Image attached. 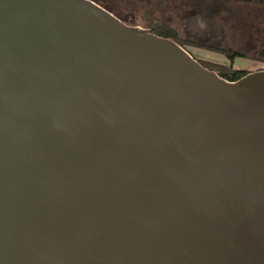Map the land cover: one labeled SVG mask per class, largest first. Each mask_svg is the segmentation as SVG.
Segmentation results:
<instances>
[{
	"label": "water",
	"instance_id": "95a60500",
	"mask_svg": "<svg viewBox=\"0 0 264 264\" xmlns=\"http://www.w3.org/2000/svg\"><path fill=\"white\" fill-rule=\"evenodd\" d=\"M0 264H264V69L0 0Z\"/></svg>",
	"mask_w": 264,
	"mask_h": 264
},
{
	"label": "flooded vegetation",
	"instance_id": "af4514ba",
	"mask_svg": "<svg viewBox=\"0 0 264 264\" xmlns=\"http://www.w3.org/2000/svg\"><path fill=\"white\" fill-rule=\"evenodd\" d=\"M113 3L127 8L133 20L136 9L140 11L143 26L137 22L132 26L150 25L152 33L170 35L204 67L219 66L223 71L226 68L247 73L250 71L233 67L236 58L261 60L264 55V0H113ZM114 15L127 24L122 16ZM198 53L213 57L196 56Z\"/></svg>",
	"mask_w": 264,
	"mask_h": 264
},
{
	"label": "rangeland",
	"instance_id": "374dc122",
	"mask_svg": "<svg viewBox=\"0 0 264 264\" xmlns=\"http://www.w3.org/2000/svg\"><path fill=\"white\" fill-rule=\"evenodd\" d=\"M100 4H102L107 9H110L113 13H116L117 15L122 16V19H125V22L128 25H135L136 22L140 23L141 26H143V22L140 19L141 12L136 9L135 16L136 18L133 20L131 19V13L127 8H123V6L116 5L113 3V0H96ZM123 21V20H122ZM196 56H200L203 58H212L213 56L198 53ZM264 66V55L262 56L261 60L259 58H250L246 57L244 59L242 58H236L234 61L233 67L238 69H245L247 71H255L260 70Z\"/></svg>",
	"mask_w": 264,
	"mask_h": 264
},
{
	"label": "trees",
	"instance_id": "16d2710c",
	"mask_svg": "<svg viewBox=\"0 0 264 264\" xmlns=\"http://www.w3.org/2000/svg\"><path fill=\"white\" fill-rule=\"evenodd\" d=\"M93 1L98 3L99 5H101L102 7H104L98 1H96V0H93ZM104 8L107 9L106 7H104ZM107 10L110 11L111 13H113L110 9H107ZM113 14H115V13H113ZM157 35L162 36V37L172 38L170 35H167V34L158 33ZM218 67L219 66H216V67L215 66H208L207 68L210 69V70H215V72L217 74H219L221 77H223V78H225L227 80H230V81L236 80V79L240 78L241 76H243L244 74H246V72L240 73V72H237V71H234V70H229V69H226V68H224V71H223V67H220V68H218ZM263 69H264V67H263Z\"/></svg>",
	"mask_w": 264,
	"mask_h": 264
}]
</instances>
